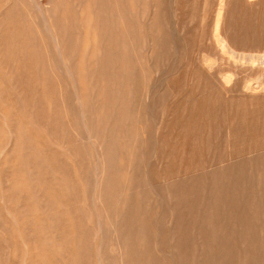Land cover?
Returning <instances> with one entry per match:
<instances>
[{"label":"rangeland","instance_id":"obj_1","mask_svg":"<svg viewBox=\"0 0 264 264\" xmlns=\"http://www.w3.org/2000/svg\"><path fill=\"white\" fill-rule=\"evenodd\" d=\"M53 18L79 45L76 54L88 36L90 43L82 54L86 78L100 72L90 60L96 28L106 37L105 44L110 36L115 53L121 52L117 59L127 58L125 65L133 68L132 74H123L122 83L118 74H107L115 81L111 87L124 98L119 117L127 132L121 142L111 135L112 123L105 126L98 119L103 102L97 105L90 83L80 82L77 71L72 74L75 65L54 45ZM263 23L264 0H0L4 264H37V260L38 264H115L119 253L111 225L119 216L125 219L127 231L130 220L137 223L132 225L135 238L146 237L149 242L137 252L140 263L197 264L190 261L196 249L184 252L183 263L177 255L179 239L172 238L168 222L173 206L167 196L170 180L191 185L198 181L196 176L209 175L225 163V129L216 124L225 118L240 121L237 104L249 108L252 103L247 93H258L254 101L264 109ZM152 38L159 60L149 53ZM144 88L149 89L147 96L142 95ZM137 113L141 122L135 127ZM139 127L143 133L136 140L134 173L143 203L134 206L139 212L135 219L128 212L129 202L122 204L125 197L118 193L126 185L129 169L125 167ZM195 128L199 132L193 133ZM91 131L100 137L94 139ZM96 141L104 144L100 147ZM263 141L264 136L252 143L258 146L257 156L243 157L246 165L264 154ZM196 149L193 159L191 152ZM19 176L21 182L12 187ZM240 192L250 195V189ZM138 225L143 228L138 230Z\"/></svg>","mask_w":264,"mask_h":264},{"label":"bare ground","instance_id":"obj_2","mask_svg":"<svg viewBox=\"0 0 264 264\" xmlns=\"http://www.w3.org/2000/svg\"><path fill=\"white\" fill-rule=\"evenodd\" d=\"M60 1L61 3H64L65 0H60ZM52 28L54 30L53 35L55 37L54 45L57 46V48L59 49V54L63 56L64 58L66 57L67 61H71V63L75 65L71 67V69L73 70L72 74H75L74 71H77L76 74H79V77L81 79L80 82H86V79H87V81L90 83V85L93 88V96L95 97L97 105H100L101 102H103V105H100L99 107L98 119H100L104 123L105 126L111 122L112 123L111 125L112 127L110 130L111 135L116 138H119L121 142L122 138L125 137L124 132L126 131V129L123 130L122 124L120 125V117H119V115L122 114L123 110L125 109V104L123 103L124 98L119 91L117 94L118 88L111 87V85L115 83V81H113L112 83L107 77V74H113V76L114 74H118L117 80L119 81V83H122V80L124 78L123 74H132L131 70H133V68H131L130 70L129 66L127 67L125 65L126 62L128 63L127 58L122 57V59H120L121 58L120 57L119 59H117L121 55V52L119 54L115 53L116 47L115 45H113L112 42H110L111 38L108 35H107L108 36L107 43L105 44L104 39L106 37L105 38L103 37L101 33L102 31L100 30V28H96L94 35H93V39H92L90 60L91 62L93 60L92 68H95L94 69L95 71H100V72L98 74H96L95 72H91L90 74H87L88 78H86V74H84V72L87 70V67L82 62L83 60L82 54L85 52V49H87V47L89 46L90 42H89L88 36H85L83 43H81L82 47H81L80 54L79 53L76 54L77 48L79 45L77 44V42H74L69 37V35L65 32L64 27H61V25H59L57 23V20L54 18L52 19ZM22 45L25 46V42H22ZM149 49H150L149 53L155 56L157 60H159L160 56H159V53L157 52L156 41L153 38L151 39ZM96 58L97 60L99 59L100 61L106 62L107 65H103V66L100 65L99 62H97ZM65 68L67 69L66 66ZM140 68L142 69L141 66ZM246 78H248L247 75L244 76V79ZM126 83H127L126 87H128V82ZM74 84H75V81H74ZM144 89H143L144 91H142L143 92L142 95L145 94L147 96L149 89H146V88ZM129 94L130 93L128 89H126L125 95L129 97ZM256 96L258 97V93L254 91L247 93V98L251 99V102H252L249 108H245V104L244 105L237 104L238 105L237 108L235 106L236 111L238 112V115L239 116L241 115L242 117V118H239L240 121H237V123H235L233 119L231 120V118L230 119L225 118L223 119V121L216 124V127L218 129H221V128L225 129L224 147L227 150V155H226L225 163L223 165L218 166V168L213 173H210L209 175L201 174V176H196L195 179L199 178L198 181L197 182L195 181L191 185L184 184V183L180 185H175L176 183L170 180L171 185L168 190L167 196L169 199L171 198L173 200V206H171V213H169L168 222L173 227L172 228L173 230L172 238L175 239V237L177 236L179 239L176 242V249H177V255L181 263H183L184 261L183 259L187 255L185 254L183 258L184 252L189 250L190 248L197 250V252L193 254L191 258L189 257L191 259V260L189 259L191 263H194L195 260H197V264H263L264 263V154L251 160V162H249L248 165L245 164L244 159H243V157L250 158L252 155L255 156L257 154V153L255 154L254 152L258 150V146H253L252 143L256 142L258 138H261L264 136V109H262L259 106V103L256 100L255 101L257 103L255 104L254 99ZM88 102L89 101L87 100V102H85L82 105L81 107L82 111H85L84 109L86 107V103L88 104ZM118 102L121 103V104L119 103L120 106ZM230 108L232 109V106ZM248 109L250 110V112H247ZM237 112L235 114H237ZM102 115H103V119H101L100 117ZM85 118L86 117H84V119ZM140 122L141 120L139 117V113H137L136 116L133 118V125L135 127H138V124ZM211 125L214 128V125L213 124ZM4 127L5 126H3V128ZM207 128H211V126ZM106 129L107 128H103V131ZM157 129H158V132H160V127ZM201 130L202 129L200 128V131ZM197 132H199V130L195 128L193 130V133H197ZM142 133H143L142 129L140 130V127H139V130H137L136 133L134 134L135 144L133 143L134 145L132 146L130 150L131 158L129 156L130 160L128 161L125 167L129 169L128 171L125 170V172L127 173L125 176L126 185L124 186V190L122 187L121 192L118 193L122 196V199H123V196L125 197V200H121L122 204H125V201L129 202L128 212L131 213L133 215L132 217H134L135 219L139 218L138 217L139 212H137L136 209L134 210V206L139 207L141 205V202L143 203V201L139 198L140 194L138 193L137 195V186H135V180H136L137 175H135L134 173V169L137 165L136 148H137L138 143L136 142V140H138V138L140 137V135H142ZM27 134L29 133L27 132ZM89 135L93 138L95 137L94 139H96V137L97 139L98 137H100V134L97 133L96 131H93ZM18 137L19 136L16 137V140L18 139ZM102 137H104V135ZM160 137L161 135L159 136V139ZM103 142L99 143L96 141L97 144H100L99 145L100 147H102V145L104 144ZM259 152H261V150ZM155 153H157V149ZM197 155H198L197 149L191 152V156L193 157V159L196 158ZM189 159L191 160V158ZM102 162H101V165L103 164ZM193 165H196V164H193ZM103 167L105 170H107L106 162H104ZM197 169L198 168H196L195 171ZM198 172H201V171H198ZM100 173L102 174V172ZM184 175H186V173ZM19 179H22V178L19 176L14 182H12V187H14L17 183L21 182ZM42 181L45 183L47 180L45 179ZM151 183L152 181L150 179V184ZM104 188L106 187L104 186ZM247 189H250L249 196H245L243 192L242 193L240 192V191H245ZM134 196H138V199L135 200ZM136 203L138 205H136ZM30 209H31L30 213L33 214L35 212L34 209L32 207ZM21 210H23V208H21ZM98 211L99 210H97V212ZM2 214H3L2 211H0V231L6 232L5 227L3 226V223H1L3 221ZM123 220L125 219L119 216V220L115 222V224L112 220L113 224L111 225V231H113V234L115 237L114 241H116V245L114 246L117 247L115 248V250L117 249L119 253V254L116 253L119 255V260L117 257V260H114V261H118V262H115V264H139L140 259L137 257V252L139 251L140 248L147 245L149 242L146 237H139L137 239L135 238L136 237L135 232L137 231L134 232L132 230V227L135 224L137 225V223L133 225L132 224L133 220L132 221L130 220L131 225H129V230L127 231L128 229L127 224H125V221ZM100 226H102V223ZM140 228H143V226L138 225L137 229L139 230ZM254 235H257V239H255L256 236ZM2 237H5V236H3L0 233V256H1L0 264H4V259H5L4 258V248H3L4 245H3V241L1 240ZM32 243H35V241ZM98 260H100V258ZM187 261H188V258H187ZM38 263L39 262L37 260V264ZM140 264H147V263L141 262Z\"/></svg>","mask_w":264,"mask_h":264}]
</instances>
